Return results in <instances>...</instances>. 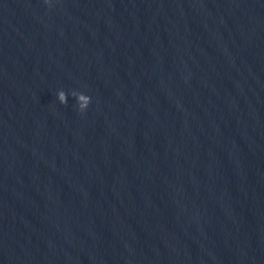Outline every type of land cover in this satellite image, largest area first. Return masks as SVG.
I'll list each match as a JSON object with an SVG mask.
<instances>
[{
    "label": "water",
    "instance_id": "obj_1",
    "mask_svg": "<svg viewBox=\"0 0 264 264\" xmlns=\"http://www.w3.org/2000/svg\"><path fill=\"white\" fill-rule=\"evenodd\" d=\"M0 264H264V0H0Z\"/></svg>",
    "mask_w": 264,
    "mask_h": 264
},
{
    "label": "clouds",
    "instance_id": "obj_2",
    "mask_svg": "<svg viewBox=\"0 0 264 264\" xmlns=\"http://www.w3.org/2000/svg\"><path fill=\"white\" fill-rule=\"evenodd\" d=\"M45 3L47 4L48 0H45ZM73 95L77 99V106H78L79 111L84 112L88 108L89 104L91 103V97L85 94L76 93V92H74ZM58 98L61 104L67 103L66 94L64 91H60L58 93Z\"/></svg>",
    "mask_w": 264,
    "mask_h": 264
}]
</instances>
